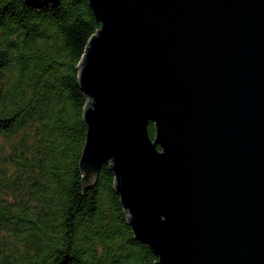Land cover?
Returning <instances> with one entry per match:
<instances>
[{
	"label": "water",
	"instance_id": "obj_1",
	"mask_svg": "<svg viewBox=\"0 0 264 264\" xmlns=\"http://www.w3.org/2000/svg\"><path fill=\"white\" fill-rule=\"evenodd\" d=\"M88 3L82 183L109 164L154 264H264V0Z\"/></svg>",
	"mask_w": 264,
	"mask_h": 264
},
{
	"label": "trees",
	"instance_id": "obj_2",
	"mask_svg": "<svg viewBox=\"0 0 264 264\" xmlns=\"http://www.w3.org/2000/svg\"><path fill=\"white\" fill-rule=\"evenodd\" d=\"M100 26L88 0H0V264H154L108 163L82 183L77 65ZM154 136L152 122L147 126Z\"/></svg>",
	"mask_w": 264,
	"mask_h": 264
}]
</instances>
